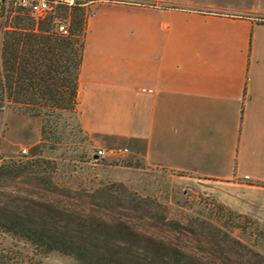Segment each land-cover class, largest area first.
Listing matches in <instances>:
<instances>
[{"label":"crops","instance_id":"obj_1","mask_svg":"<svg viewBox=\"0 0 264 264\" xmlns=\"http://www.w3.org/2000/svg\"><path fill=\"white\" fill-rule=\"evenodd\" d=\"M78 89L94 146L127 147L143 179L203 185L264 233V0L95 2Z\"/></svg>","mask_w":264,"mask_h":264},{"label":"trees","instance_id":"obj_2","mask_svg":"<svg viewBox=\"0 0 264 264\" xmlns=\"http://www.w3.org/2000/svg\"><path fill=\"white\" fill-rule=\"evenodd\" d=\"M86 19L84 9H75L68 36L48 22L35 29L26 18L3 31L0 110L40 119L39 147L56 139L57 119L77 115ZM50 164L40 157L0 164V188L17 181L29 186L0 191V236L77 264H264L263 254L212 223L169 219L163 205L123 184L59 188L45 169ZM10 261L0 255V264Z\"/></svg>","mask_w":264,"mask_h":264},{"label":"rangeland","instance_id":"obj_3","mask_svg":"<svg viewBox=\"0 0 264 264\" xmlns=\"http://www.w3.org/2000/svg\"><path fill=\"white\" fill-rule=\"evenodd\" d=\"M90 7L91 5H87L82 8L86 17ZM4 23L0 17L2 31ZM39 123V119L0 110V164L10 160L26 161L39 157L50 160L51 164L45 169L52 176L54 184L73 191H93L111 184H123L140 197L155 199L163 205L169 219L182 224L194 219L210 222L264 255V233L258 226L223 208L208 194L203 185L178 184L171 173L164 171L154 172L152 179H143L139 174L132 175L127 168L140 169L141 163L130 150L128 156L117 159L95 158L94 154L98 148L80 129L77 115L64 114L57 119V128L51 126L56 139L51 135V140L44 147H38L33 154L27 150L28 154L22 155L20 148L37 140ZM126 181L129 184H126ZM28 187L17 181L7 183L0 191L8 193L14 192L16 188ZM1 254L11 259L10 264H77L73 258L58 253L40 254L34 251L30 244L8 235L0 236Z\"/></svg>","mask_w":264,"mask_h":264},{"label":"built area","instance_id":"obj_4","mask_svg":"<svg viewBox=\"0 0 264 264\" xmlns=\"http://www.w3.org/2000/svg\"><path fill=\"white\" fill-rule=\"evenodd\" d=\"M108 1L111 0H0V17L5 22L3 31L14 28V19L26 18L34 24L35 29L39 23L48 22L51 31L60 36H68L71 14L75 9L92 5L95 2ZM20 153L27 155V150L21 149ZM129 154L127 147L109 146L98 148L94 157L117 159Z\"/></svg>","mask_w":264,"mask_h":264}]
</instances>
